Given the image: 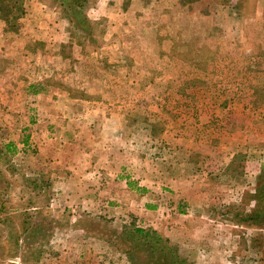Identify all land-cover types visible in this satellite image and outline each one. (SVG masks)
I'll return each mask as SVG.
<instances>
[{
  "label": "rangeland",
  "instance_id": "374dc122",
  "mask_svg": "<svg viewBox=\"0 0 264 264\" xmlns=\"http://www.w3.org/2000/svg\"><path fill=\"white\" fill-rule=\"evenodd\" d=\"M73 6L0 0V264H264V0ZM97 118L156 190L136 219L53 189Z\"/></svg>",
  "mask_w": 264,
  "mask_h": 264
},
{
  "label": "crops",
  "instance_id": "0c3cea01",
  "mask_svg": "<svg viewBox=\"0 0 264 264\" xmlns=\"http://www.w3.org/2000/svg\"><path fill=\"white\" fill-rule=\"evenodd\" d=\"M87 123L91 129L86 134H81V131L77 133L81 141L83 137L86 140L75 145L73 156L68 158V166L63 164V167L51 171V177L49 176L55 184L53 189L59 194L66 193L63 202L71 207L115 206L121 209L122 216H126L124 212H130L135 219L142 206L146 208L145 211L154 208L156 204L152 202L151 196L156 190L149 174H140L139 166L129 163L130 158L124 154L131 148L129 145L125 146L122 136H118L124 129L125 121L118 118H97ZM125 165L128 170L131 167L133 172H125ZM130 174L131 180L128 179ZM143 177H146L145 180ZM71 191H77L78 194L73 196ZM73 199L75 201L71 203L70 200ZM51 201L56 202L52 198ZM185 233L186 231L173 230L168 233V237L178 242L180 255L183 249L180 242L184 243L181 240L188 239Z\"/></svg>",
  "mask_w": 264,
  "mask_h": 264
},
{
  "label": "trees",
  "instance_id": "16d2710c",
  "mask_svg": "<svg viewBox=\"0 0 264 264\" xmlns=\"http://www.w3.org/2000/svg\"><path fill=\"white\" fill-rule=\"evenodd\" d=\"M87 2V0H69V4L71 5H74L73 6V8L72 9H74V7L75 6H79L80 8H82V7H84L85 6V3ZM70 12H74V13H76V14H80V12L79 13H77L76 11H73V10H71ZM70 12H68L67 14L68 15H76V14H74V13H70ZM6 20H8V19H6ZM139 233H142V232H144L143 230H141V229H138L137 230ZM144 234V233H143ZM146 235H148V234H146ZM158 237V239L160 238V236H157ZM160 240V239H159ZM167 242H169V240H167ZM164 245V244H163ZM154 246V245H153ZM168 246V245H167ZM164 247L165 246H161V248H162V250H164ZM154 249H152V251H153ZM168 253V252H167ZM179 262L181 263V264H187L185 261H183V260H179Z\"/></svg>",
  "mask_w": 264,
  "mask_h": 264
}]
</instances>
